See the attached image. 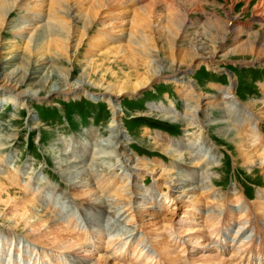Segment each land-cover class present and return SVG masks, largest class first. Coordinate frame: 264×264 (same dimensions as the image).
Here are the masks:
<instances>
[{
  "label": "rangeland",
  "instance_id": "obj_1",
  "mask_svg": "<svg viewBox=\"0 0 264 264\" xmlns=\"http://www.w3.org/2000/svg\"><path fill=\"white\" fill-rule=\"evenodd\" d=\"M0 1L1 6L3 0ZM171 1L170 5L165 4L164 0H154L152 11L148 9L146 17L139 14L140 17L137 18L132 12L135 8L140 12L139 6L141 8L145 3L122 0L123 7L120 9L122 17L119 20L114 17L115 9L108 8L105 15L100 11L99 17L95 16L92 23V15L88 14L91 8H96L94 5L96 0H68L67 4L76 10V20L67 23L64 27L65 31L58 39L62 42L61 47L55 46V43L58 45L57 42L50 44V42L33 40L31 44L27 43L25 36L31 27L28 28L26 26L28 24L24 26L20 24L24 18L32 15V11H39L40 16L44 14V17L49 11L58 12L63 2L58 0L20 2L19 0L14 4L12 1L11 6L9 2L8 6H5L12 9L6 18H2L0 12V88L5 86L13 91L17 83H23V86L13 91L15 95L10 97L11 100L0 103V142L2 141L3 145L6 143L5 148L0 149L2 150L0 157L6 160L7 170L16 168L23 170L20 184L24 182L32 184L37 181L41 182L38 186L43 189L42 191L47 192V188L50 187L59 190L62 197L58 201L60 209L57 215L62 219H65L63 214L71 211L83 216L77 203L73 202L69 189V185L76 182L71 178L72 173L76 174V169L72 167L82 158H78V161L76 157L72 158L70 150H63V143L70 140L84 141L87 131L92 130L102 137L101 140L112 142L115 135H111L110 131L114 129L115 124H119L126 137L124 148L128 156L136 161H144L150 166H158L159 170L157 169L156 173L142 169L146 175L144 178H138L141 191L151 190L159 182H167L168 169L171 171V167L177 164L180 168L192 167L187 152L186 157L177 160L171 155L168 156L167 152L156 143L158 136H166L171 142L177 143L184 138L187 140L190 134L196 132L190 129L188 124L174 122L169 116L171 111L174 116L177 115L182 119L187 113L185 105L188 101L181 87L184 82H191L199 94H203L205 100L209 97L223 99L224 94L219 88L231 87L234 82L236 108H249L253 111L251 115H259L263 121L264 135V7L258 4V0ZM148 3L149 0L146 1V4ZM102 23H107V26H102ZM99 31H103L107 37L121 35L122 31L125 35L120 39L118 37L108 39L104 45H102L103 41L98 40L100 42L96 41L92 48L91 40ZM141 34H145V37H140ZM133 35V38L137 36L142 39L140 42L144 43L143 46L147 51L140 44L129 42L128 39ZM195 48L205 50V53L201 52L205 56L212 55L213 64L208 66L205 62L196 63V59L192 57L197 53V51L193 52ZM150 55L154 57L151 58ZM148 58L160 61L165 66L166 74L154 79L152 84L137 93L125 92L116 99L115 103H110L106 88L112 86L120 89L136 83L148 71L146 65ZM48 63L54 67H49ZM10 77L12 80L8 81ZM94 83L96 85H93ZM43 84H46V87L40 89ZM80 84H87L80 94H68V89H78ZM50 90L53 94H48ZM21 92H31L30 101L20 97ZM36 93L35 97L33 94ZM114 109L118 117V122L115 124ZM192 110L196 115H203L208 111L205 106ZM211 114L215 115L211 118L213 120L218 112L211 111ZM216 123L217 121L214 120L212 125ZM205 128L208 132L204 137L212 143L216 152L213 165L208 167L210 182L214 189L228 193L238 188L246 201L258 197L260 192L264 191L263 171L258 170V166L249 167L242 164L241 148L234 140L228 137L227 142H223L224 140L219 137V131L211 130L209 124H205ZM261 145L264 146V143ZM114 157L115 155L111 158L103 155L99 158L101 161H108L104 169L106 168V171L110 168L106 173L109 172L108 175L112 179L124 175L123 169H118V164L115 165L109 160ZM59 161H64L60 166L64 168L67 166L69 172H60ZM102 165L103 163H100V167ZM136 169L140 170V167L136 165ZM164 170L167 173L161 176ZM3 178L4 175H1L0 183L8 184L9 182ZM12 186L18 193L15 194L14 199H22L24 194L20 187ZM163 191L162 189L157 193V203L164 197ZM149 194L150 192L147 193ZM56 197L52 195L49 201L54 203L57 201ZM19 202L21 203V200ZM50 202L47 203L45 199L42 205L49 210ZM184 203L180 199L178 202L170 203L161 216L146 217L144 230L147 233L155 231L162 234L165 221L179 220L186 230L189 229L187 225H194L189 229L193 232L185 234L194 236L197 230L195 224L182 221L187 218L186 214L189 211L183 206ZM154 204H144L145 206L138 210H152ZM231 204L228 203L230 207ZM232 206L238 209V205L232 204ZM139 207L140 205L137 204L136 208ZM6 208L0 206V209ZM8 208L7 212H4L7 220H0V230L10 229L22 239L27 229L19 226L22 224L16 225L18 229H15L13 221L18 220L17 214L24 212L19 206L15 207L16 210L10 209V205ZM0 213L3 218V211ZM107 216L109 214L106 213L99 218L97 214L91 213L87 220L95 225H102L105 230H111L113 233L115 230L122 232L124 223L120 224L119 220ZM201 217L202 215H199V218L195 216L191 218L201 222ZM208 230L210 229H206ZM233 230H236L234 226L226 234H220L222 240L224 241L228 236L231 241V238L235 237ZM79 238L93 248V241L95 242L93 237V241L82 236ZM101 238L107 239V236ZM248 239L250 242L253 241L251 252L264 256V237L258 235L254 240L252 237ZM174 248L178 253H182L179 247ZM229 253L230 251L225 255ZM100 254L104 252L101 251ZM232 264H240V262Z\"/></svg>",
  "mask_w": 264,
  "mask_h": 264
},
{
  "label": "bare ground",
  "instance_id": "obj_2",
  "mask_svg": "<svg viewBox=\"0 0 264 264\" xmlns=\"http://www.w3.org/2000/svg\"><path fill=\"white\" fill-rule=\"evenodd\" d=\"M12 1L14 4L19 2V0ZM12 1L3 0L0 6L2 18H6L8 12L12 10L11 7L5 8L9 3L11 6ZM58 1L64 3L60 5L58 12L51 13L49 11V14L44 17V14L40 16L41 12L32 11V15L24 18L21 22L20 25L28 24L26 26L28 28L31 27V30L25 36V39L28 40L27 43L31 44L35 40V42H50V44L57 42L58 45L55 43V46H60L62 42L58 39L65 31L64 27L66 24L76 20V10L73 6L67 4L68 0ZM121 1L96 0L95 4L93 3L96 8H91L88 14L92 15L91 22L93 23L95 16L99 17L100 11L105 15V11L108 8L115 9L114 17L119 20L122 17L120 14L122 11L120 9L123 7ZM138 1L145 3V5L141 8L139 6L140 12L136 8V11L133 9L132 14L135 17L139 18V14L145 16L148 9L152 11V7H154L152 1L154 0H149L148 4H146L147 0H131L132 3ZM164 1L166 2L165 4H172L171 0ZM258 4L264 7V0H258ZM102 26L106 27L107 23H102ZM103 31H99L94 36V39L91 40L92 48L98 40L103 41L101 43L104 45L108 39L117 37L120 39V37L125 35L122 31L121 35L116 34L112 37H107ZM142 36L145 37V34L140 35V37ZM133 37L134 35L128 39L129 42L140 44L145 49L144 43L142 42L143 44H141L140 42L142 39L137 36L135 37L136 39ZM145 50L147 51V49ZM196 51L198 54L195 53L192 56L193 59H196V63L205 62L208 66L213 64L214 58L212 55H206V57L201 54V52L205 53V50L199 48H195L193 52ZM153 57L154 55L151 56V58ZM151 58H148L149 60L146 62L148 67L146 75L136 83L120 89L112 86L106 88L107 98L110 103H115L116 99L125 92L137 93L140 89L152 84L154 79L163 77L166 74L164 73L165 66L160 61L152 60ZM52 66L50 63L49 67ZM13 75L14 73L11 74V77ZM11 77L8 81L12 80ZM232 83L234 84V82ZM233 84L231 87L219 88L224 94L223 99L209 97L205 100L203 99V94H199L191 82L183 83L181 87L188 101L185 105L187 113L182 119L177 115L174 116L171 111L169 116L174 122L188 124L189 128L196 130V132L190 134L187 140L184 138L177 143L171 142L166 136H158L156 143L167 152L168 156L171 155L177 160L184 158L187 152L192 167L180 168L177 164L175 167H171V171L165 169L168 173L164 170L161 176L167 173L168 181L157 183L151 190L141 191L138 178H144L146 175L142 171L143 168L156 173L158 166H150L144 161H136L128 156L124 148L126 137L118 126L119 124H115L118 122L115 109L113 113L115 126L110 131L111 135H115L112 142L101 140L102 137L92 130L86 132L84 141L70 140L69 142H64V151L70 150L72 158H77L76 161H78V158H82L80 159L81 161L79 160L72 167L76 169V174L72 173L71 178L76 182L69 185V189L73 202L77 203L83 216L75 211H67L68 213L63 214L65 219H62L57 215L60 209L58 201L62 197H60V191L55 187L47 188V192L42 191L43 189L41 190L38 186L41 182L38 183L37 181L32 184H30L31 182L20 184L23 170L20 168L7 170L5 168L6 160L0 157V176L4 175L3 179L9 182L8 184L4 182L6 186L2 185L3 182L2 184L0 183V206L7 207L5 210L0 209V211H3V213L7 212L9 205L10 209H14L17 206L21 207L20 210L24 213L19 215L16 213V219L18 220H14L13 225H15L14 228L16 229V225L22 224L19 226L27 229V233L22 239L18 238L16 233L10 229L0 230V264H120L128 262V264H188L189 262L191 264H232L233 262L264 264L263 255L251 252L253 241L250 242L248 239V237H252V240H254L258 235L264 237V191H261L260 195L252 201H246L238 188H234L228 193H223L215 190L212 182H210V170H208L210 168L208 167L213 165L216 152L211 145L212 143L208 142L206 137H204V134L208 132V129H204L205 124H209L211 130L219 131V137H221L222 141L224 140L223 142H227L229 137L237 143L241 148V152H239L242 155V164L244 166H258L257 169L264 173V149H262L264 146L261 145V143H264V135L262 134L263 121H261L262 119L259 115H251L253 111L249 108H236L237 104L234 101L236 93L234 92ZM86 85L80 84V88L68 89L69 92H67L70 95L80 94L82 88L84 89ZM93 85L96 84L94 83ZM21 86H23V83L19 82L13 89L15 88L16 90ZM44 87H46V84H43L40 89H44ZM13 91H10L5 86L1 87L0 103L5 100H11L10 97L15 95ZM8 92L10 95H8ZM37 93L33 95L35 96ZM48 94H53V91L50 90ZM19 96L30 101L32 94L31 92H21ZM201 106H205L210 113L207 111L206 114L196 115L195 112H192V109L195 111ZM215 107L217 108L215 109ZM216 110L218 115L212 120L211 118L215 115L211 114V111ZM214 120L217 121L216 125H212ZM179 124L175 123V125ZM1 142L0 149L2 147L5 148L6 143L3 142V145ZM0 154H2V150H0ZM103 155L108 158L115 155L114 159L109 160L115 165L118 164V169H123L124 175L112 179L108 175L109 172L106 173L110 168H107L106 171V168L104 169L108 161L99 159ZM61 162L64 161H59L58 163L60 172H69L67 166L65 168L61 167ZM100 163H103L101 167ZM136 165L140 167V170L136 169ZM12 185L20 187V190L23 191L22 199H14L15 194L18 193L14 191L15 189H13ZM162 189L164 190L162 195L164 197L161 202L157 203L156 195ZM148 192H150L149 195H147ZM52 195L57 196V201L53 200L55 201L54 203L49 201ZM45 199L47 203L50 202L49 210L42 205ZM180 199L185 202L183 206H186L189 210H187V218L182 219V221L192 222L197 227L194 236L185 235L187 232H193V230L189 229L194 225H187L189 229L186 230L182 227V222H179V220H177L179 223L172 220L169 222L165 221L164 227L162 226V234H158L159 232L155 233V231L154 233H147L144 230L146 217L161 216L170 203L178 202ZM20 200L21 203L19 202ZM149 203L155 205L152 210H138L145 206L144 204ZM228 203L238 205V209L232 204L230 207ZM137 204L140 205L139 208H136ZM41 208L44 209L41 211ZM91 213L97 214L99 218L107 213L109 214L107 217L111 216L114 220H119L120 224L124 223L121 228L122 232H115V230L113 233L111 230H105L102 225H95V223L89 222L87 219H89L88 215ZM199 215H202L200 218L201 222L192 220V216L199 218ZM0 220H7L5 213L3 218H1L0 213ZM232 226L236 229L235 231L233 230L235 237L231 238L230 241V237L227 236V239L223 241L220 234H226ZM149 228L151 229V227ZM208 228L210 230L206 231ZM79 236L90 241H93L94 238L96 243L93 241V248L84 243ZM103 236H107V239H102L101 237ZM175 246L179 247V251L182 253L175 251ZM101 251L104 254L99 255ZM229 251L230 253L225 255ZM199 255L200 258L198 259ZM229 255L231 256L226 259Z\"/></svg>",
  "mask_w": 264,
  "mask_h": 264
}]
</instances>
